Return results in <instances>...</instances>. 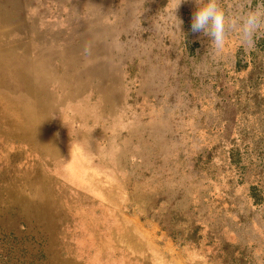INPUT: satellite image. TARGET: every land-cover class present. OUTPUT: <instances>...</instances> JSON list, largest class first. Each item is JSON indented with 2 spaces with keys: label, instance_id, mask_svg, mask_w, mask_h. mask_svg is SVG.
Returning a JSON list of instances; mask_svg holds the SVG:
<instances>
[{
  "label": "rangeland",
  "instance_id": "1",
  "mask_svg": "<svg viewBox=\"0 0 264 264\" xmlns=\"http://www.w3.org/2000/svg\"><path fill=\"white\" fill-rule=\"evenodd\" d=\"M196 2L0 0L2 75L54 17L84 53L40 52L35 96L0 87V264H152L127 216L183 264H264V29L238 37L262 0H219L220 50Z\"/></svg>",
  "mask_w": 264,
  "mask_h": 264
},
{
  "label": "crops",
  "instance_id": "2",
  "mask_svg": "<svg viewBox=\"0 0 264 264\" xmlns=\"http://www.w3.org/2000/svg\"><path fill=\"white\" fill-rule=\"evenodd\" d=\"M44 24L46 23L44 22ZM50 24L53 25L48 27L49 29L45 27L40 31V37H33L30 35L25 38V42L30 46L34 45L35 49L32 50V48H29L27 54L19 55L20 62H26V64L18 71V74L15 73L14 70L4 75L0 73V87L12 89L11 91L7 90L9 94L23 96H35L37 94L38 87L40 86L38 83V81H40L39 67H41L40 63H42L44 59L40 58V56H43L40 52H44L47 47H52L50 50L55 53V57L52 60V65H54L55 70L61 69L63 71V68L71 63V61L84 56V53L79 47H71L72 49L68 51L62 50V48L59 47L64 34L69 33L70 30L73 29L72 27H68V24L64 22L62 17L52 18ZM57 37L60 41L55 40ZM76 43L75 41V44ZM63 51L70 53L69 55L65 53L63 58H61L60 54H62ZM85 60H87V58H85ZM94 84L96 83L89 85L93 86ZM15 89L20 90L14 92ZM72 104L73 103L70 102L62 109V117L68 118L70 116L74 110ZM60 133L62 132L60 131ZM126 220L131 232L136 235L138 241L141 243L145 254L151 257L152 264H183L179 257H173L172 254L164 253L163 250L161 251V249L168 248V246L164 247L167 241H165L166 237L162 232L158 231V229L152 231L153 228H149L150 226H148V223L140 216H127ZM161 238H163V244H160L159 240H161Z\"/></svg>",
  "mask_w": 264,
  "mask_h": 264
},
{
  "label": "clouds",
  "instance_id": "3",
  "mask_svg": "<svg viewBox=\"0 0 264 264\" xmlns=\"http://www.w3.org/2000/svg\"><path fill=\"white\" fill-rule=\"evenodd\" d=\"M177 4L175 10L179 7ZM178 27L182 21L177 19ZM228 20L219 0H198L196 10L191 19V32L203 33L209 38V45L215 50H220L225 45ZM264 29V0L254 9H249L240 16L238 37L242 46L252 48L255 46L256 37ZM181 32V31H180Z\"/></svg>",
  "mask_w": 264,
  "mask_h": 264
}]
</instances>
